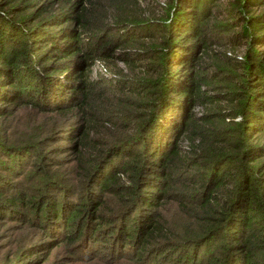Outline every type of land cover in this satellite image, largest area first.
I'll return each mask as SVG.
<instances>
[{"label": "trees", "instance_id": "obj_1", "mask_svg": "<svg viewBox=\"0 0 264 264\" xmlns=\"http://www.w3.org/2000/svg\"><path fill=\"white\" fill-rule=\"evenodd\" d=\"M160 8L0 0V215L42 235L0 264L40 246L110 264H264V0ZM97 61L107 77H90ZM167 191L185 202L177 233L153 207Z\"/></svg>", "mask_w": 264, "mask_h": 264}, {"label": "rangeland", "instance_id": "obj_2", "mask_svg": "<svg viewBox=\"0 0 264 264\" xmlns=\"http://www.w3.org/2000/svg\"><path fill=\"white\" fill-rule=\"evenodd\" d=\"M169 0H138V3L140 4L141 8H144L145 14L151 15L152 17H156L160 14L161 6L163 3L168 2ZM135 12H138V10H135ZM214 52L218 54V52L222 53V51L225 50L226 56H229L230 58L236 57L238 58L240 55H242L243 49H229L226 46L221 47H214ZM208 60V59H207ZM116 66L118 68H123V65L120 62H115ZM113 68V67H112ZM108 67L101 61H97L94 63V65L90 69V77L95 78L97 73L104 74L105 77H107L105 74H108ZM221 74V73H220ZM206 89V88H205ZM213 91L206 89V94H212ZM219 104H225L224 101H221ZM191 112H193L194 117L199 119V116L203 114L204 107L202 106H193L190 108ZM11 130H15L17 128V124L15 122H12L10 124L6 125ZM61 126L57 124L55 128H60ZM110 129V126L103 128L102 130L96 128L94 134H92V137H99L98 135L101 133H108ZM179 143L182 144L181 148L184 149L185 141L183 139L179 140ZM182 154L183 151H180ZM29 163V160L26 161L25 167H27ZM23 165V161L17 166L14 164L13 167L10 169H6V174L10 179L15 178L18 173L22 170L21 167ZM9 166V164H8ZM20 169V170H19ZM19 170V171H18ZM18 171V173H16ZM68 180V179H67ZM69 181V180H68ZM24 186V184H22ZM172 188H175V186H172ZM58 194V193H57ZM60 194V193H59ZM166 195H161L155 199V205L153 206L155 211L159 214L158 223L159 225L165 226V229L162 228V226L159 227V231L162 233L169 234L170 231L173 233H177L180 228L179 224L183 222V213H181L179 210V203H185L183 201L179 202L178 198L175 197V191H167L165 192ZM70 198H74L70 197ZM9 210V207H5V211ZM5 214H8L5 212ZM187 216V215H186ZM185 216V217H186ZM187 218V217H186ZM30 233L34 234V238L37 237L40 231L36 230L31 227V225L24 223V221L21 218H15V217H7L5 215H0V263H4L7 260L11 259L15 252H18V255L22 253V248L24 249L25 246L28 244V240H30L29 236ZM42 236V235H41ZM37 242L32 243L31 245L39 246V244H36ZM30 246V245H29ZM28 247V246H27ZM95 246L93 249H95V252H103V249L100 247ZM24 255L21 257H25L28 255L27 263L29 264H110L107 261L103 260L102 258H98L97 261H86L85 259H81L77 257V255L74 252H68L64 251L61 248H54L51 250H46L43 248V246H40L38 248H34L30 251H23ZM98 254V253H97ZM24 261V260H23ZM35 261V262H34ZM111 263L115 264V261H111ZM117 264H125V263H117Z\"/></svg>", "mask_w": 264, "mask_h": 264}]
</instances>
